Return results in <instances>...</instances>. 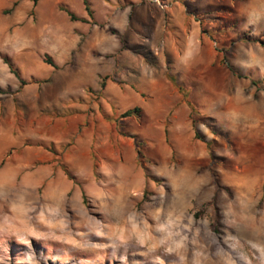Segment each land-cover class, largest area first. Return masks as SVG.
<instances>
[{"label":"rangeland","instance_id":"374dc122","mask_svg":"<svg viewBox=\"0 0 264 264\" xmlns=\"http://www.w3.org/2000/svg\"><path fill=\"white\" fill-rule=\"evenodd\" d=\"M86 2L0 0V264H264V0Z\"/></svg>","mask_w":264,"mask_h":264},{"label":"trees","instance_id":"16d2710c","mask_svg":"<svg viewBox=\"0 0 264 264\" xmlns=\"http://www.w3.org/2000/svg\"><path fill=\"white\" fill-rule=\"evenodd\" d=\"M82 3H83V6H84V10H85V12L87 13V15H88L89 17H91V12H90V10H89V8H88V5H87L86 0H82ZM58 9H59L60 11H63V12L65 13V15L68 17V19H69L70 21H80V22H84L83 19H81V18H77L73 13H71V12H70L67 8H65V7H63V6H59ZM259 43L262 44V42H260V41H259ZM263 45H264V44H263ZM44 62H45L47 65L54 67V64H53L49 59H45ZM9 71H10V73H11L16 79H18L19 82L21 83V80H20V78H19L18 73H17L15 70L11 69L10 66H9ZM134 111H135V110L127 111V112H125V113L123 114V116H127V115L131 114V113L134 112Z\"/></svg>","mask_w":264,"mask_h":264},{"label":"bare ground","instance_id":"6f19581e","mask_svg":"<svg viewBox=\"0 0 264 264\" xmlns=\"http://www.w3.org/2000/svg\"><path fill=\"white\" fill-rule=\"evenodd\" d=\"M243 112V111H242ZM241 113V112H240ZM240 115L241 114H239V115H237V117H240ZM239 119V118H238ZM2 179H4V177L2 176L1 178H0V181H2ZM59 186H61L60 184H59ZM7 188V185H5V182H0V190H4V189H6ZM62 188V187H61ZM60 188V189H61ZM60 189L57 187V186H53V184L50 186V192L51 193H53V195L51 196V198L54 200V201H56V200H58L59 199V195H60ZM11 191V190H10ZM53 203V202H52ZM29 206V205H28ZM26 208H23L22 210H21V213H20V215H19V217L18 218H21V219H23V220H25L26 219V217H27V213H26ZM14 214V213H13ZM147 236H149V235H147ZM148 240H150L151 238L150 237H146Z\"/></svg>","mask_w":264,"mask_h":264},{"label":"crops","instance_id":"0c3cea01","mask_svg":"<svg viewBox=\"0 0 264 264\" xmlns=\"http://www.w3.org/2000/svg\"><path fill=\"white\" fill-rule=\"evenodd\" d=\"M132 2L131 3H136V0H131Z\"/></svg>","mask_w":264,"mask_h":264}]
</instances>
